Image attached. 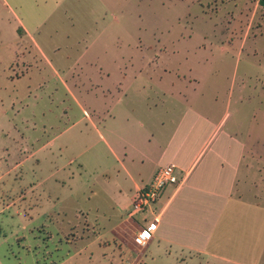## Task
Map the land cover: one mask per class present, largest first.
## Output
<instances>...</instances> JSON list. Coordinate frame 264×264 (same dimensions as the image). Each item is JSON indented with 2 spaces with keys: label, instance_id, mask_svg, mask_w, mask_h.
<instances>
[{
  "label": "rangeland",
  "instance_id": "rangeland-1",
  "mask_svg": "<svg viewBox=\"0 0 264 264\" xmlns=\"http://www.w3.org/2000/svg\"><path fill=\"white\" fill-rule=\"evenodd\" d=\"M6 1L0 0V264H128L155 252L154 241L145 251L134 241V226L149 225L147 213L119 229L123 239L112 233L131 206L114 190L119 168L104 137L117 149L126 110L144 119L149 77L162 74H205L206 100L214 95L209 86L222 97L227 77L237 74V85L247 86L253 133L264 137V7L258 0H208V9L199 0H64L50 11L51 4L34 0ZM16 16L37 47L18 36ZM53 165L62 187L50 177ZM237 244L252 251L236 259L264 264L256 254L264 224ZM216 253L233 259L227 249Z\"/></svg>",
  "mask_w": 264,
  "mask_h": 264
},
{
  "label": "crops",
  "instance_id": "crops-1",
  "mask_svg": "<svg viewBox=\"0 0 264 264\" xmlns=\"http://www.w3.org/2000/svg\"><path fill=\"white\" fill-rule=\"evenodd\" d=\"M63 1L34 0L33 4H51L52 11ZM199 1L208 9L213 0ZM223 1H219L221 5L228 2ZM15 21L18 36L23 34L22 40L36 46L24 22L17 16ZM243 43L241 40L240 47ZM204 75H151L144 99L147 116L139 119L134 110H126L117 133V149L104 137L108 153L119 168L120 181L114 190L117 197L126 196L129 206L136 189L149 182L159 168L171 163L182 172L180 184L169 186L155 205L154 214H146L151 217L154 233L144 251L154 241L155 252L134 256L128 264H200L204 258L208 263L246 264L235 258L246 253L238 249L237 242L264 224V137L262 129V136L253 133L254 116L247 114L245 81L237 85L238 75L230 74L228 92L221 97L219 89L209 86L214 95L206 100ZM221 75L209 74L208 79ZM177 106L181 114L170 119L169 112ZM59 174L53 165L50 177L62 187ZM56 199L62 200L60 195ZM120 220L112 233L123 239L119 229L131 221L129 213ZM134 228L135 233L140 229ZM122 244L126 248L125 242ZM219 249H227L233 259L217 255ZM256 254L261 256L258 260L263 258L264 244Z\"/></svg>",
  "mask_w": 264,
  "mask_h": 264
},
{
  "label": "built area",
  "instance_id": "built-area-1",
  "mask_svg": "<svg viewBox=\"0 0 264 264\" xmlns=\"http://www.w3.org/2000/svg\"><path fill=\"white\" fill-rule=\"evenodd\" d=\"M181 174L182 172L171 163L159 168L149 182L136 189L131 201L129 217L131 218L139 213L154 214V206L161 198L164 189L167 186L180 184ZM146 219L147 217L144 216L143 220L145 221ZM153 220L154 222L157 221L156 218H153ZM153 226L149 222L147 227L136 231L134 241L139 246L144 247L150 241L154 233Z\"/></svg>",
  "mask_w": 264,
  "mask_h": 264
},
{
  "label": "trees",
  "instance_id": "trees-1",
  "mask_svg": "<svg viewBox=\"0 0 264 264\" xmlns=\"http://www.w3.org/2000/svg\"><path fill=\"white\" fill-rule=\"evenodd\" d=\"M258 4L260 5V6H262V7H264V0H258ZM20 30H18V32H19Z\"/></svg>",
  "mask_w": 264,
  "mask_h": 264
}]
</instances>
